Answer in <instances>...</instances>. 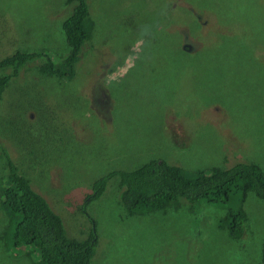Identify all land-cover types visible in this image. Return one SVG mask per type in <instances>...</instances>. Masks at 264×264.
<instances>
[{
	"label": "rangeland",
	"instance_id": "374dc122",
	"mask_svg": "<svg viewBox=\"0 0 264 264\" xmlns=\"http://www.w3.org/2000/svg\"><path fill=\"white\" fill-rule=\"evenodd\" d=\"M88 3L75 75L43 73L40 56L0 95V185L10 161L70 237L94 229L93 264H262L264 201L253 192L127 214L118 175L94 199L92 189L153 159L187 174L238 162L264 173V0ZM71 12L66 0H0V59L27 49L62 60ZM228 209L245 214L239 239ZM13 236L0 199V264H37Z\"/></svg>",
	"mask_w": 264,
	"mask_h": 264
},
{
	"label": "trees",
	"instance_id": "16d2710c",
	"mask_svg": "<svg viewBox=\"0 0 264 264\" xmlns=\"http://www.w3.org/2000/svg\"><path fill=\"white\" fill-rule=\"evenodd\" d=\"M72 12L64 19L62 29L68 53L62 60L45 51L15 49L0 59V70L12 67L9 73H0V95L11 78L28 62L40 56L46 60L40 70L48 75L73 77L82 47L91 34L93 20L89 15L88 0H66ZM9 171L1 181L0 199L6 213L14 221V244L26 246L38 256L37 264H93L98 237L94 229L89 238L70 237L62 217L47 200L30 185L28 177L8 161ZM120 177V203L127 214L165 208L178 199L186 203L226 202L232 193L243 199L253 192L264 201V173L254 162H238L226 167H212L187 174L179 164L153 159L133 170H116L93 183L92 198L103 193L110 177ZM229 210V212H228ZM228 236L242 237L245 214L228 209ZM225 221V226L226 222ZM264 264V242L262 246Z\"/></svg>",
	"mask_w": 264,
	"mask_h": 264
},
{
	"label": "clouds",
	"instance_id": "9594fccd",
	"mask_svg": "<svg viewBox=\"0 0 264 264\" xmlns=\"http://www.w3.org/2000/svg\"><path fill=\"white\" fill-rule=\"evenodd\" d=\"M148 31H149V29L147 28V26H145V27L142 29V32H143L144 34H147Z\"/></svg>",
	"mask_w": 264,
	"mask_h": 264
},
{
	"label": "flooded vegetation",
	"instance_id": "af4514ba",
	"mask_svg": "<svg viewBox=\"0 0 264 264\" xmlns=\"http://www.w3.org/2000/svg\"><path fill=\"white\" fill-rule=\"evenodd\" d=\"M93 195V194H92Z\"/></svg>",
	"mask_w": 264,
	"mask_h": 264
}]
</instances>
